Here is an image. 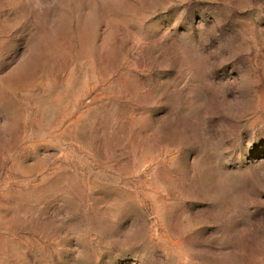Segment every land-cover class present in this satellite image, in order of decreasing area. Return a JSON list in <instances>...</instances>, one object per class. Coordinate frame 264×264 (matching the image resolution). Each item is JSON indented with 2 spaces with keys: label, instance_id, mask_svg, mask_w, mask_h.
Instances as JSON below:
<instances>
[{
  "label": "rangeland",
  "instance_id": "obj_1",
  "mask_svg": "<svg viewBox=\"0 0 264 264\" xmlns=\"http://www.w3.org/2000/svg\"><path fill=\"white\" fill-rule=\"evenodd\" d=\"M0 264H264V0H0Z\"/></svg>",
  "mask_w": 264,
  "mask_h": 264
}]
</instances>
